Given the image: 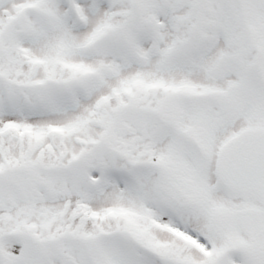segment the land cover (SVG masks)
<instances>
[{
	"label": "snow or ice",
	"instance_id": "obj_1",
	"mask_svg": "<svg viewBox=\"0 0 264 264\" xmlns=\"http://www.w3.org/2000/svg\"><path fill=\"white\" fill-rule=\"evenodd\" d=\"M0 264H264V0H0Z\"/></svg>",
	"mask_w": 264,
	"mask_h": 264
}]
</instances>
